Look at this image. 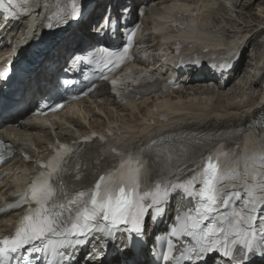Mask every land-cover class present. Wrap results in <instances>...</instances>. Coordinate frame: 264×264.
Masks as SVG:
<instances>
[{
    "label": "snow or ice",
    "instance_id": "snow-or-ice-1",
    "mask_svg": "<svg viewBox=\"0 0 264 264\" xmlns=\"http://www.w3.org/2000/svg\"><path fill=\"white\" fill-rule=\"evenodd\" d=\"M33 3L0 0V20L30 15ZM58 15L56 25H48L50 29L67 23L69 18H78L80 8L72 0L70 12ZM120 19L107 16V27L118 30ZM133 35L129 34L123 47L97 48L78 59L95 64L102 73L104 69L114 73L130 62ZM219 67L225 71L230 64L224 62ZM6 75L0 72V79ZM142 78L151 79L129 71L111 81L112 90L126 103L127 94L133 92L129 82L139 85ZM70 83L63 81L65 86ZM60 107L63 105L50 104L46 99L34 114L43 115L45 109L56 111ZM96 138L95 134L84 137L83 148L57 143L47 161H36L40 170H34L27 191L9 206L27 208L14 234L0 239V264H31L37 254L43 257V264H76L77 250L90 243L96 233L115 240L124 232L128 245L135 248L147 239V222L163 218L176 192L193 202L192 207L183 205L186 210L172 218L174 223L168 230L182 247L179 255H174L177 243L169 239L165 252L158 256L153 253L157 261L264 264V114H257L240 128L206 136L167 134L135 152L113 148L117 159L106 162L105 173L89 187L85 181L91 162L83 159V152ZM99 139L103 141L104 137ZM5 150L12 155L11 145L0 141V162ZM99 255L98 251L91 254L93 259Z\"/></svg>",
    "mask_w": 264,
    "mask_h": 264
},
{
    "label": "bare ground",
    "instance_id": "bare-ground-1",
    "mask_svg": "<svg viewBox=\"0 0 264 264\" xmlns=\"http://www.w3.org/2000/svg\"><path fill=\"white\" fill-rule=\"evenodd\" d=\"M150 1H154V0H150ZM197 1H203L204 10L212 8L213 6H215V2H216V0H197ZM226 1H233V0H226ZM242 1L243 0H239L237 7H244V10H247V9L251 10L252 7L255 5V3H258V6H261L259 8V11H258L259 16L264 14V0H248L249 2H247L246 4L241 6ZM235 5H236V3H235ZM235 5L233 6L234 8H235ZM221 6L223 8L222 4H221ZM176 7L181 9V8H184L185 6L179 4V5H176ZM197 9H198V7H197ZM223 10H221V12ZM219 12H220V10H219ZM212 15H213L212 13H209L208 20H207L208 24H210L212 22L211 21ZM235 17L237 19L239 18L237 14ZM252 17L254 19H258L255 14H252ZM160 18H162V16H160ZM263 20H264V18H263ZM257 23L262 24L259 22V20H257ZM232 24L234 26L240 27L243 30V32L248 33V35L245 37V42L242 45L243 46L242 52L240 54L241 57L239 59V61H241V62L239 63V67H238V69H240V68L242 69L244 67V64L246 63V66L248 67V69H247L248 74L242 75L243 74L242 73L240 76L237 75L238 77L234 78L233 80L227 79L225 87H223L222 91H219V89H217L214 92V94H212V96H210V92H207V88L205 87L206 85H203L205 83V81H203L202 79H204L205 77H202V76L199 77V81H196V83H190L192 80V78L190 76L182 77L180 80V83L182 84V86L189 84L190 86H195L199 89H202V87H204V89H202V91H198L197 93L205 95L204 97L206 99H209L212 102H213L214 96L217 95L218 93H220V97L222 96L225 98L226 96L234 95L235 98H232V99L228 98V99H226L228 101L227 104H224V105H222V104L217 105L216 104V106H214V108H212L211 110L200 109L198 113L184 112L183 117L186 118L187 120H184L183 124L180 126H177V127L176 126L172 127V126L179 123V119H173L169 123H167L166 125H156V127L153 128L152 130L147 129L146 127H136V128L133 127V129L135 131H137V136L131 135L130 139H134L140 135H149L152 133H153V135L151 137H144L143 140H138L136 142H130V145L132 147H134V148H141V146L144 147L145 145L149 144L152 140H158L161 136H167V134L183 135L186 133V134L190 135L192 133H196L197 135H207V134H214L218 131H226V130L238 128V127L242 126L245 122H247L248 118H250L251 115L253 116V114L256 112V110L253 111L251 113V115H248L249 110L252 109V107L255 106V104L258 105V100L260 99V97H259V94L257 96L249 95L250 98H252V103H250L248 100H246L245 94L246 93L252 94V91H249V87L245 86V83L243 82V80L244 79L251 80L253 82L254 86L255 85L257 86V83L261 79H264V71H263L262 75L260 74V76H262L261 79H259L258 76L256 77L254 74L250 75V73L248 72V70H250V66H249L250 63L247 62V60L245 59V56L248 54L247 52H248V49L250 46H251V48L253 47L252 50L255 51L258 47H261L262 45H264V40H263L264 39V33L261 32L260 35H262V36H260V37L258 35L256 36L254 33L252 34L251 32H253L256 29L255 25L254 24H246L244 21L240 22L239 25L235 21H233ZM257 37H259L258 41H255V39ZM242 40L244 41V36H243ZM251 56H252L253 61L257 60V58L255 59V57H256L255 53L251 54L250 58H251ZM263 66H264V59L260 60L258 66L254 65L255 70H257L259 72H262ZM238 74H239V72H238ZM230 82H231V86L228 87ZM178 88H181V85L178 86ZM225 88H228L227 94L223 92L225 90ZM182 90H185V89L182 87L180 92ZM178 91H179V89H178ZM178 91L169 92V93H175L176 97H178L181 94ZM164 97H166V95H164ZM166 100H168V99H166ZM229 101H232V103ZM137 104L138 103H135L133 105H129V107H128L129 110H126L125 108L114 110L116 112L115 117L118 116L120 119L123 120V116H120L119 113L129 112L130 114H132L135 111L138 112L139 107L136 106ZM139 106H144V104L141 103ZM82 107H83V105H81V104L76 105V106L72 107L71 111L72 110L81 111ZM101 110H102V111H100L101 114L105 113L104 108H102ZM228 110H230V111H228ZM189 117H194L196 120L190 121ZM39 122H41V121H39ZM125 123L127 124L128 122H125ZM124 126L126 128H128L127 125H124ZM170 127H172V128H170ZM161 130H164V131H161ZM37 136H39L40 139L36 140ZM45 136H46V134L40 132V133L32 134L30 139L35 140L36 142H39L41 139H44ZM120 138H125V137L121 136ZM98 157H100V156H98ZM189 167H191V165H189ZM20 169H22V168H20V166H19L18 168H15L12 171L15 174V176H16L17 172L20 171ZM14 180H15V178L11 177L10 179H8L6 181V185H10V184L14 183ZM18 180H20V179H18ZM3 189H5V188H3ZM9 222H10L9 219H6V220L1 219L0 220V232H5L7 224Z\"/></svg>",
    "mask_w": 264,
    "mask_h": 264
},
{
    "label": "rangeland",
    "instance_id": "rangeland-1",
    "mask_svg": "<svg viewBox=\"0 0 264 264\" xmlns=\"http://www.w3.org/2000/svg\"><path fill=\"white\" fill-rule=\"evenodd\" d=\"M239 0H233V1H226V0H216L215 5L217 7V11L214 13L213 15V19L212 22L210 23V27H213V29L215 28V24H217L218 20L221 21V26L227 27L228 26V22L226 21V19H228V14L230 13V15L237 21L239 22H245L246 24H257V20H259V22H262L263 18H264V14H262L261 16H259V8L261 6H258V3H255V5L252 7L251 10H244V7H237ZM247 2H249L248 0H243L242 1V5L246 4ZM236 3V5H235ZM221 4L223 5V8L221 6ZM235 5V8L233 7ZM258 6V7H257ZM237 7V8H236ZM222 8V9H221ZM224 9V10H223ZM221 10H223L221 13ZM229 10V11H228ZM228 14H225V13ZM221 14V15H220ZM236 14L238 15V19L235 17ZM252 14H255L257 16L258 19H254L252 17ZM220 15V16H219ZM222 20L224 22H222ZM242 20V21H241ZM261 20V21H260ZM255 21V22H254ZM264 21V20H263ZM243 27V26H242ZM218 29V28H217ZM215 30V29H214ZM242 29H239V31ZM256 43V42H255ZM253 48V47H252ZM251 48V46L248 49V54H253L255 53V59L257 58V60L253 61V60H249L250 63V70H248V72L250 73V75H256L258 74L255 70H254V65L258 66L259 62L261 59H264V45H262L261 47H258L255 51H253ZM248 68V67H247ZM264 70V68H263ZM243 82L245 83V86L249 87V91H252V94H245L246 100H248L250 103H252V98H250L249 95H253V96H257L260 93V81L257 83V86L253 84V82L251 80L248 79H244ZM231 86V83H229L228 87ZM228 88H225L224 91H227ZM240 91V90H239ZM241 92V91H240ZM244 97V96H243ZM232 99L235 98L234 95H229L224 97H220V93H218L217 95L214 96V99L216 100L217 103H224L227 104L228 101L226 99ZM254 100V99H253ZM104 100H100L99 104L102 105H98V106H87V108L91 107V110H87L88 114L86 115L87 117L90 118V123H94V122H98L99 120L96 117V113L102 111L101 109L104 108L105 110V115L111 116V115H115V109H113L112 107L109 106L108 103L104 104L105 102ZM232 103V101H229ZM222 104V105H224ZM230 104V103H229ZM137 112V111H135ZM120 116H123V120L126 122L132 121L134 119V115L136 116V113H127V112H122L119 113ZM125 116V117H124ZM99 118V117H98Z\"/></svg>",
    "mask_w": 264,
    "mask_h": 264
}]
</instances>
